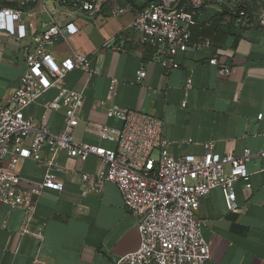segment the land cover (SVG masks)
Here are the masks:
<instances>
[{
  "label": "crops",
  "instance_id": "0c3cea01",
  "mask_svg": "<svg viewBox=\"0 0 264 264\" xmlns=\"http://www.w3.org/2000/svg\"><path fill=\"white\" fill-rule=\"evenodd\" d=\"M98 1L102 10L90 15L76 8L74 0H33L14 23L25 25L27 38L22 43L0 30V108L8 105L19 86L25 71L21 45L31 42V32H42L50 18L59 26L73 23L78 33L49 49L56 61L72 51L85 54L96 69L86 86V76L79 70L64 80L67 88L83 91L74 140L115 148L114 143L100 139L98 127H122L120 120L106 115L107 107L117 105L160 119L174 158H201L208 144L219 155L232 152L238 156L248 149L253 157L245 169L251 187L246 189L243 181L233 185L238 212L228 211L220 189H213L200 199L196 215L204 222L202 236L210 249L205 264H264V156L258 154L264 152V29L237 27L232 22L236 6L230 0H204L195 19L197 25L207 27L217 21L223 28L211 35L217 46L178 52V67L166 72L156 61V49L142 45L131 26L136 13L152 0ZM20 2L0 0V10L21 9ZM188 5V0L180 1L184 9ZM117 7L126 8V13L110 16L109 10ZM246 8L256 15L253 3H246ZM213 57L230 69L227 76H220L218 66L209 63ZM141 66L146 76L138 82L136 71ZM189 77L190 88L186 86ZM111 79L118 81L115 95L108 89ZM56 93L52 89L24 109L26 118L47 126L53 134L64 123L62 112L46 108ZM102 101L104 108L99 106ZM155 152L154 162L158 159ZM43 153L52 156L46 147ZM54 159L63 170L92 174L101 167L94 156L80 161L61 151ZM19 172L35 181L49 173L62 181L63 190L44 189L37 199L35 219L45 223L41 241L19 237L22 212L0 204V223L6 224L0 230V264H114L118 257L137 249L139 217L124 208L116 185L106 184L100 194L82 196L76 179L62 171H48L25 160Z\"/></svg>",
  "mask_w": 264,
  "mask_h": 264
},
{
  "label": "built area",
  "instance_id": "2783aa9c",
  "mask_svg": "<svg viewBox=\"0 0 264 264\" xmlns=\"http://www.w3.org/2000/svg\"><path fill=\"white\" fill-rule=\"evenodd\" d=\"M32 1L21 0V9L0 10V30L7 31L21 43L27 38L25 25L14 23L20 21L22 8ZM180 1L152 0L136 13L131 24L139 34L140 43L156 49V61L166 72L178 67L175 61L178 52L211 46L209 38L193 39L191 33L204 0H188V9L181 7ZM230 2L236 6L232 12L237 27L257 25L264 29V0ZM246 3L255 5L256 15L249 13ZM74 6L90 15L102 10L98 0H74ZM126 11L117 7L110 9L109 14L118 17ZM28 16L33 17V14ZM77 33L78 28L73 23L59 26L50 18L42 32H31V42L21 45L25 71L8 105L0 108V204L22 212L19 237L43 239L45 223H37L35 219L37 199L44 189L62 191L63 183L49 173L38 181L23 177L19 172L20 163L32 160L48 171H62L76 179L82 196L98 195L106 184L117 186L124 208L139 217V244L135 251L115 259L114 264H205L210 259V249L202 236L204 222L196 215L199 201L211 190L220 189L227 210L238 212L233 185L243 181L245 188L250 189L245 164L253 157L252 153L245 149L238 156L232 152L219 155L214 153L213 145L208 144L201 158H174L169 151L170 143L163 138L160 119L117 105L107 107L106 115L120 120L122 127H98L100 139L114 143L115 148L75 141L73 131L80 121L83 91L67 88L64 80L69 73L79 70L86 76V86L96 69L85 54L72 51L56 61L49 48L59 41L67 42ZM105 47L110 48V45ZM209 63L218 66L220 76L230 72L216 57ZM145 76V68L141 66L136 71V79L141 82ZM117 82L110 80L111 95H115ZM186 86L191 87L190 77ZM52 89L57 93L46 108L62 112L64 116L63 128L58 134L24 116L25 108ZM105 105L104 101L99 104L102 108ZM45 147L51 157L44 156ZM61 151L80 161L94 156L101 167L92 174L63 170L54 159ZM155 151L158 152L156 162L152 160ZM258 154L264 156V152ZM5 226V222H1L0 230Z\"/></svg>",
  "mask_w": 264,
  "mask_h": 264
},
{
  "label": "trees",
  "instance_id": "16d2710c",
  "mask_svg": "<svg viewBox=\"0 0 264 264\" xmlns=\"http://www.w3.org/2000/svg\"><path fill=\"white\" fill-rule=\"evenodd\" d=\"M235 20L232 19V22ZM219 24L216 22H213L209 26H202V25H196L194 28H192L191 33H192V38L197 39L198 37H208L211 41V45L216 47L217 46V39L211 38V35L215 32L219 31ZM222 28V27H221ZM220 28V29H221ZM223 29V28H222ZM232 35V34H231Z\"/></svg>",
  "mask_w": 264,
  "mask_h": 264
},
{
  "label": "rangeland",
  "instance_id": "374dc122",
  "mask_svg": "<svg viewBox=\"0 0 264 264\" xmlns=\"http://www.w3.org/2000/svg\"><path fill=\"white\" fill-rule=\"evenodd\" d=\"M155 156H156V152L153 153V155H152V159H154Z\"/></svg>",
  "mask_w": 264,
  "mask_h": 264
}]
</instances>
